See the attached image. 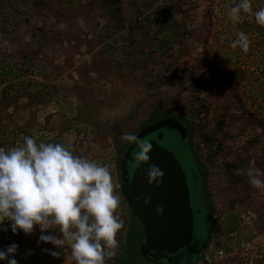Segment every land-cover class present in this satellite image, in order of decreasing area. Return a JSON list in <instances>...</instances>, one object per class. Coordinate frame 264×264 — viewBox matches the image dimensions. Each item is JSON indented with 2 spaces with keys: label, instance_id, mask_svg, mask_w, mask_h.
Returning a JSON list of instances; mask_svg holds the SVG:
<instances>
[{
  "label": "rangeland",
  "instance_id": "rangeland-1",
  "mask_svg": "<svg viewBox=\"0 0 264 264\" xmlns=\"http://www.w3.org/2000/svg\"><path fill=\"white\" fill-rule=\"evenodd\" d=\"M41 1L0 0V67L11 72L6 83L0 82V145L21 139V129L27 127L37 143L57 137L78 153L105 152L106 158L95 162L113 171L111 155L126 143L121 134L133 133L148 119L171 118L167 113L190 123L202 119L212 128L224 117L225 158L207 162V185L215 217L229 200L237 201L226 212L230 216L223 214L218 221L223 229L231 223L234 228L222 236L221 248L212 243L204 250L199 264H264V189L239 191L226 166L244 158L250 142L257 140L256 149L236 172L264 173V36L258 35L264 26L253 15L264 7V0H250L251 10L241 12L235 22L229 10L239 0H44V5ZM240 32L249 40L246 53L231 47ZM117 56L122 60L119 66L111 61ZM126 68L133 73L127 80L118 75ZM233 74H242L240 82ZM20 82L26 83L24 91L34 89L43 102L35 114L27 96L10 100L2 94L6 85ZM201 105L203 113L197 118L193 110ZM157 109L165 113L151 117ZM55 114L66 115L77 128L49 131L47 117ZM164 131L166 147L188 176L196 219L193 248L199 250L213 229L212 220L205 218L211 212L201 200L199 168L190 139ZM192 146L198 152L196 132ZM12 235L32 240L41 233L38 229L26 236L13 234L10 228L0 230V250L18 245ZM123 236L117 232V243ZM49 249L40 264H75L67 243ZM30 253L17 248L14 258L33 264Z\"/></svg>",
  "mask_w": 264,
  "mask_h": 264
},
{
  "label": "clouds",
  "instance_id": "clouds-1",
  "mask_svg": "<svg viewBox=\"0 0 264 264\" xmlns=\"http://www.w3.org/2000/svg\"><path fill=\"white\" fill-rule=\"evenodd\" d=\"M250 10V0H239L229 16L235 22L241 12ZM253 15L256 23L264 26V7ZM237 46L245 53L249 50L244 32L231 42V47ZM120 139L137 147L133 159L138 165L149 164L150 142L131 132H123ZM146 176L150 186L159 187L164 174L158 166L150 165ZM247 177L252 187L264 189V173L249 169ZM119 203L109 168L74 155L61 143H37L25 136L17 146L0 148V230L10 228L13 234L30 236L38 228V244L59 248L67 243L75 264H104L106 256L115 254L116 234L124 226L116 214ZM143 203L148 206L151 198H144ZM156 211L159 215L164 210L157 207ZM6 221L8 228L4 227ZM53 228L60 236L45 234ZM17 248L13 243L0 250V262L18 264L14 258Z\"/></svg>",
  "mask_w": 264,
  "mask_h": 264
},
{
  "label": "trees",
  "instance_id": "trees-1",
  "mask_svg": "<svg viewBox=\"0 0 264 264\" xmlns=\"http://www.w3.org/2000/svg\"><path fill=\"white\" fill-rule=\"evenodd\" d=\"M41 4L44 5L45 1L42 0ZM122 21H124L123 19H121ZM125 26V24L123 25ZM251 31V29H250ZM258 35L264 36V31L263 29H261L260 31H258ZM133 45L135 44V41L133 40ZM131 42V44H132ZM112 64L119 66L122 63V60L117 57H114L112 60ZM207 65V63H206ZM205 67V66H204ZM203 67V68H204ZM208 67V65H207ZM11 73V72H10ZM9 73V74H10ZM9 74L5 71H3V68L0 67V82L6 83L7 79H10ZM243 74V73H242ZM242 74H233L232 77L237 80V82L242 79V77H240ZM118 75L120 77H123V79L127 80L129 78H131L133 76L132 70L130 69H123V71L118 70ZM248 77V75L246 76ZM192 83H195V79L194 77L192 78ZM26 83L24 82H20L17 83L16 86L13 85H6L3 89H2V94L4 96V98L6 99H10L12 100V97H15L16 95V100L17 97L20 95H24L27 96L29 99V105H30V109L32 110V114H35L36 111V106L42 104L43 102L40 101L39 96L34 92V89H29V91H24L23 88H25ZM152 84L150 83L149 86H151ZM197 85V86H196ZM195 85V89L197 90L199 85L198 83H196ZM22 86H24L22 88ZM207 87H203L202 90H207ZM24 91V92H23ZM12 101H9V103H11ZM13 103V102H12ZM203 106L201 105L199 109H194L193 110V114L199 118L201 116V114L203 113ZM165 113L163 111V109H157L152 115H158L160 113ZM167 117H171L174 118V116L169 115L167 113H165ZM155 119V118H154ZM176 120H184V119H178L175 118ZM159 119H155L153 121H150V119H148L147 121L142 122L138 128L133 131V134L137 135L143 128L147 127L148 125L152 124L153 122L158 121ZM197 121H199L197 123ZM182 122V121H181ZM52 123H54L53 125H51ZM183 123L187 124L190 126V150H191V154L194 157L195 161L197 162V166L199 168V172H198V176H200L201 178V182L203 185V194H204V200H205V204H206V208H208L212 214V217L214 218V223H215V229L213 231V235L209 238L206 239L207 242L205 243L206 248L214 243L216 248L219 249L223 246V241H222V236L223 235H227V233H231L233 230V224L231 223V226L223 229V227L221 226V224L218 222L220 220V218L222 217L223 214H225L226 217H229L230 214L228 213L226 215L227 210H230L232 207L235 206V204L237 203V201L234 200H229V202L227 203V207H225V209H223V211L220 212L219 216H216L215 213V209L213 208V205L211 204V198H212V193L209 189V186L207 185V176H208V168H207V162H214V161H219L223 158H225V154H224V140H226L227 135L225 132V124H226V119L223 118H218L216 120V123L213 125L212 128H210L209 123L202 121V119H198L196 121H193L192 123H190V121L188 120H184ZM47 128L49 129V131L54 130V129H59L60 132H64L65 127H72L73 122L72 120L67 117L66 115H50L47 117ZM77 128V124H75V126ZM209 127V128H208ZM52 128V129H50ZM23 137L20 139L15 138V140H12L8 143H4L0 145V148H4V149H9L12 148L14 146H17L18 144L23 142V138L25 136H31L33 135V133L31 132V129L27 128V127H23L21 129ZM196 132V136L199 137V146H198V152L195 151L193 149L192 146V138L194 133ZM61 139L54 137L52 139H50L51 143H61L60 141ZM256 142H258L257 140L250 142L249 146L247 148V151L245 153V157L244 158H237V161L235 162H229L227 163V173L232 177H233V182L235 183V185L237 186V189L239 191H242V189L244 188H248V187H252L249 182H248V178L246 174L243 175H239V173H237L236 171L241 169L242 165L244 162L248 161V157H249V153L252 152L253 150L256 149ZM62 145H64L65 147H67L74 155L77 156H81L84 158H87L91 161L96 160V158H106L107 154L105 152H99V153H90V151L87 149L86 151L82 152V153H78V149L74 148L72 146L67 145V143H61ZM131 144H128L127 142L116 146L115 151L112 153L111 155V159L113 161V165H114V169L113 171H110L111 175H112V179H113V184H114V193L119 197V206L116 209V214L119 216V218L121 220H123L124 222V226L121 230H119L118 232L121 234L124 232V236L121 238H118V242L117 246H116V250H115V254L112 256H106L104 258L106 264H139L138 260L136 259V250H137V246L139 245V243L142 241L141 236L140 238H135L133 236V224L134 222L137 220L133 213L132 210L129 207V202L127 197L125 196L123 189H122V180H123V175H122V171H121V162L122 159L125 155L126 150H128L129 146ZM241 161V162H240ZM119 184V188L117 187V185ZM237 190V191H238ZM227 196H230L226 193ZM230 208V209H229ZM223 212V213H222ZM132 219V220H131ZM230 220V219H228ZM5 225H8V222H5ZM37 229H35L34 231H37ZM51 232H53L55 235L60 236V233L58 231V229L53 228V229H49L47 231L46 234H50ZM14 236V235H12ZM16 238V236H14ZM17 243H18V248L19 249H25L30 251L31 255H30V261L33 264H40V262L43 260L44 258V252H50V247L52 244H46V243H39L38 244V239L39 237L35 238V239H27L23 236L17 237ZM136 241V245L132 242ZM44 245V246H43ZM132 248V250H130ZM140 253V251H139ZM18 264H25L26 259L21 257L20 259H16ZM154 261V260H152ZM0 264H7V261H3L0 262ZM149 264H153V263H149ZM156 264V263H155Z\"/></svg>",
  "mask_w": 264,
  "mask_h": 264
},
{
  "label": "water",
  "instance_id": "water-1",
  "mask_svg": "<svg viewBox=\"0 0 264 264\" xmlns=\"http://www.w3.org/2000/svg\"><path fill=\"white\" fill-rule=\"evenodd\" d=\"M164 130H174L180 134V138L185 137L189 141V126L174 118H167L148 125L136 135L142 141L150 136L148 142L152 144V151L148 165H138L134 161L133 153L137 147L132 144L121 162L123 192L144 231L139 251L143 257L151 260L176 257L192 245L196 232L188 176L175 153L166 147ZM150 165L158 166L164 174L159 187L148 183L146 172ZM146 197L151 198L148 206L143 203ZM157 207L163 208L162 214H157Z\"/></svg>",
  "mask_w": 264,
  "mask_h": 264
},
{
  "label": "flooded vegetation",
  "instance_id": "flooded-vegetation-1",
  "mask_svg": "<svg viewBox=\"0 0 264 264\" xmlns=\"http://www.w3.org/2000/svg\"><path fill=\"white\" fill-rule=\"evenodd\" d=\"M165 119H159L158 121L156 122H160V121H164ZM123 184H124V177H123V180H122V189H123ZM203 185H202V182H201V200L205 203V200H204V194H203ZM208 211H210L208 208H207ZM133 213V212H132ZM134 215V213H133ZM135 217V216H134ZM205 218H210L212 220V223H213V229L212 231L210 232L209 236L207 239H209L212 235H213V231L215 229V223H214V218L212 217V214L209 213V216L206 217L205 215ZM132 220V219H131ZM133 236L135 238H140L141 236V242L139 243V245L137 246V252L135 253L136 254V259L138 260V263L139 264H143V263H153V264H199V262L201 261L202 259V253L204 252V250L206 249V245L205 243L207 242V240H205L204 243L201 244L199 250L197 249H194V240L192 242V245L189 246L187 249H185L184 251H182L180 254H178L176 257H168L166 259H159V260H154L152 261L151 259L149 258H146V257H143L140 253H139V249H140V246L143 242V239H144V231H143V227L142 225L139 223L138 220H136L133 224ZM136 245V241L132 242ZM132 250V248L130 249Z\"/></svg>",
  "mask_w": 264,
  "mask_h": 264
},
{
  "label": "built area",
  "instance_id": "built-area-1",
  "mask_svg": "<svg viewBox=\"0 0 264 264\" xmlns=\"http://www.w3.org/2000/svg\"><path fill=\"white\" fill-rule=\"evenodd\" d=\"M120 186L118 185V188H119Z\"/></svg>",
  "mask_w": 264,
  "mask_h": 264
}]
</instances>
